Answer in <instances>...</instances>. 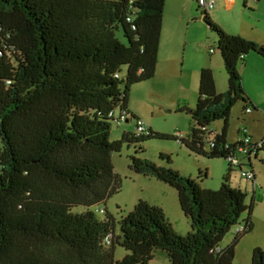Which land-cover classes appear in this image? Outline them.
<instances>
[{"label":"trees","instance_id":"16d2710c","mask_svg":"<svg viewBox=\"0 0 264 264\" xmlns=\"http://www.w3.org/2000/svg\"><path fill=\"white\" fill-rule=\"evenodd\" d=\"M165 3L0 0V264H149L156 249L171 264H234L239 238L254 229L257 197L254 190L248 202L231 175L237 167L242 175L245 165L255 173L252 158L264 148L238 166L229 162L218 189L170 165L132 156L135 172L176 188L191 222L186 235L177 232L163 207L144 199L120 219L101 218L91 208L121 190L112 153L124 143L172 138L193 153L227 159L238 145L228 139L233 107L239 101L245 111L254 106L240 63L250 52L264 57V45L227 31L202 11L218 35L227 89L219 92L212 68L204 67L189 136L150 127L111 139L118 110L138 118L128 107L132 86L156 75ZM220 119L222 130H212ZM160 157L172 162L166 152ZM256 179L255 173L254 188ZM76 205L86 209L74 212ZM244 212V231L235 230L234 241L222 246ZM117 246L128 251L121 259H115ZM251 264H264L263 248L253 249Z\"/></svg>","mask_w":264,"mask_h":264},{"label":"rangeland","instance_id":"374dc122","mask_svg":"<svg viewBox=\"0 0 264 264\" xmlns=\"http://www.w3.org/2000/svg\"><path fill=\"white\" fill-rule=\"evenodd\" d=\"M192 1L195 3L196 18L192 19L189 28L187 22H181V24L180 22L175 23L174 17L172 18L171 15H167L163 34L164 37H169L171 31L175 29L177 34L180 35V41L178 40V42H180L183 48L184 44L188 42L186 50V61L188 64L197 61L196 59L201 50H205L206 47H199L202 39L206 40L208 47L209 45H214L216 53L220 54L217 33L211 30L204 21L198 2L196 0ZM224 1L217 0L216 9L214 8L210 11H214L215 17L213 18L217 23L232 33H242L244 36L264 38V0L260 4H257L255 0H249L250 5L248 6L244 5V0H237V6L232 10L225 8L226 4ZM259 5L260 7H258ZM118 35L120 38H123L120 32ZM190 53H192L191 61L189 59ZM220 57L222 58L221 54ZM126 69L127 67L124 66V73ZM158 82L160 83V80L155 76L152 79L135 83L130 91V108L138 111L140 116L153 130L167 134H174L177 130H181L183 135L186 136L190 130L192 115L177 114L168 110L173 106L175 93L168 86L165 87L164 84L163 90H159ZM244 111L242 101L237 102L232 109L228 134L230 141L236 142L240 136L237 130L244 124ZM134 120L135 118L133 117L132 121L125 122L124 124V127L132 133L135 132ZM241 122L242 124L240 125ZM223 124V120H216L211 124V128L214 131H221ZM122 128L116 122H113L111 139L121 138ZM1 146L2 141L0 140ZM160 152L170 154L172 162L168 163L166 160H163L160 157ZM132 156L149 158L161 165H170L184 175H191L197 178L204 187L210 189H218L221 186L223 175L227 171L229 164V161L222 157L209 158L193 153L184 144L172 138H150L137 144L124 143L121 151L112 153L115 171L122 178V188L106 202L98 203L91 208L95 211L103 208L104 212H97L101 218L112 214L116 219H120L122 215L130 212L140 199H144L152 204L163 207L177 232L182 235L188 234L192 230V227L189 218L185 216L180 206L176 188L153 176L135 172L130 167ZM253 167L257 175L255 188L250 180L241 175L238 167L233 170L231 175V184L247 191L248 202L251 201L254 190L257 197V202L252 213L254 229L239 238L235 247L234 264H251L253 249L256 246L264 249V151L260 152L258 158H253ZM244 168L250 170L252 167L251 165H245ZM200 170H202V173H200ZM85 209L86 207L83 205H76L73 211L82 212ZM247 215L248 212L242 214L239 223L234 225L222 240V246L226 247L234 241L236 227L244 224V219ZM126 253L128 251L124 247L117 246L115 259L123 258ZM149 264H171V261L165 251L156 249L154 251V258Z\"/></svg>","mask_w":264,"mask_h":264},{"label":"crops","instance_id":"0c3cea01","mask_svg":"<svg viewBox=\"0 0 264 264\" xmlns=\"http://www.w3.org/2000/svg\"><path fill=\"white\" fill-rule=\"evenodd\" d=\"M215 1L217 5V0ZM262 1L263 0H259L256 2L257 4H260ZM247 2V6L250 5L249 0ZM224 3L226 4L225 8L228 10H232L237 6V0H225ZM258 7H260V5ZM209 14L214 20V11L209 12ZM167 15H171L172 18L174 17L175 23L180 22L181 24V22H187L189 28L192 19L196 18L195 3L192 0H166L163 29L158 53L157 70L155 75L156 78H159L160 80V83L158 82L159 90H163L164 84L165 87L168 86V88H171V90L175 93L174 101L172 104L173 106H171V108H169L168 110L177 114H191V112H188L186 109H184V107L187 106L193 109L197 104V100L199 97L201 69L204 67L212 68L214 72L216 87L219 92H223L227 89L228 75L225 71L223 59L220 57V54H217V51L210 52V48L212 47V45H209L208 47L205 39H202V43L199 46L200 48L206 47L205 50L200 49L201 52L196 59L197 61L190 62L188 64L186 61V50L188 42L184 44L183 48L182 45H180V42H178V40L180 41V35L177 34V31L175 29L171 31L172 34L170 33L169 37H164L163 35ZM248 37L254 38L258 42L264 44V38H257V36ZM191 54L192 53L189 54L190 61L192 60ZM240 70L243 77L245 89L247 90L251 100L253 101L254 106H251L252 110L250 112L244 111V124L243 126H240L238 128L237 133L239 134L240 129L247 128L248 133L252 135L254 139H259L264 135V57L258 55L255 52L248 53L245 56L244 60H242V62L240 63ZM128 107L130 111L134 113V115H136V117L142 118L138 111L133 110L129 105ZM132 120L133 119L126 117L122 121V123L120 124V126L123 127L121 129L122 134L126 131L131 132L124 127V124L125 122H130ZM192 124L193 120L190 121V130L186 136H189ZM241 124L242 122L240 123V125ZM176 133L184 136L181 130H177Z\"/></svg>","mask_w":264,"mask_h":264},{"label":"built area","instance_id":"2783aa9c","mask_svg":"<svg viewBox=\"0 0 264 264\" xmlns=\"http://www.w3.org/2000/svg\"><path fill=\"white\" fill-rule=\"evenodd\" d=\"M229 1H232V0H229ZM215 5H216L215 0H199V6L201 7L202 11L210 12L212 9L215 8ZM215 51H216V48L212 46L210 48V52H215ZM251 110L252 108H248L246 111L250 112ZM126 117H127L126 112H122V111L116 112L115 121L118 125H120ZM135 127H136V133L138 135L146 133L148 129L150 128L147 122L142 118L135 119ZM239 134L240 136L237 140L238 145L236 148V154H232L227 157V160L235 166L240 165L244 157L254 156L258 153L260 149L264 148V135L259 139H254L252 135L248 133L247 128L240 129ZM242 175L246 177L248 180L255 178V173L252 170H245L242 172ZM99 210L101 212L104 211L103 208ZM244 229H245L244 225H239L236 228V231L242 232L244 231ZM112 238H113V234L109 233L106 236V241L110 243Z\"/></svg>","mask_w":264,"mask_h":264},{"label":"water","instance_id":"95a60500","mask_svg":"<svg viewBox=\"0 0 264 264\" xmlns=\"http://www.w3.org/2000/svg\"><path fill=\"white\" fill-rule=\"evenodd\" d=\"M184 109H186L188 112H191L192 111V109L191 108H189V107H184Z\"/></svg>","mask_w":264,"mask_h":264}]
</instances>
